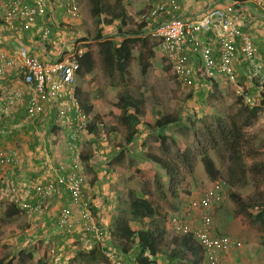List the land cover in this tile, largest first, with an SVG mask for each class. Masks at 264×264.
Here are the masks:
<instances>
[{
    "label": "trees",
    "instance_id": "trees-1",
    "mask_svg": "<svg viewBox=\"0 0 264 264\" xmlns=\"http://www.w3.org/2000/svg\"><path fill=\"white\" fill-rule=\"evenodd\" d=\"M88 2L90 4V14L94 18V32L91 38L94 40L93 43L96 44V51L103 72L111 79L117 72L121 75V79L126 82L131 75L129 66L130 61L134 58L133 49L136 48L137 65L140 74L145 75L152 66V60L156 53L155 47L158 44V41H152L148 33V26L150 25L148 18L143 13L138 19H133L128 14L121 0H88ZM51 11L44 14L42 23L36 22L28 30L19 31L22 34L23 41L27 42L26 34L29 33L31 35L29 37L31 43L39 41L46 44L48 40L55 42L59 40L55 31L61 29L62 25H65L67 31L81 32L73 42H70L68 50L62 53L72 52L75 47H78L80 40H87L86 34L88 30L84 22L71 21L63 24L59 21L60 19L55 21ZM170 15H176V13H159L157 17L158 20H161L163 16ZM43 24H46L49 28V33L45 39L42 38L40 30ZM112 24V31L109 32L111 34L105 32L104 28ZM79 47L83 48V52L77 55L79 68L76 72V77L91 73L95 67L94 50L91 44L86 43L84 47L81 45ZM166 67H170V64ZM207 79L210 82L208 85H210L209 88L212 90L211 93H213L218 88L217 80L214 78ZM202 80L204 83V79L201 76H197L193 82L202 83ZM123 86L125 89L119 92L115 107L119 111L118 119L128 128L125 134V143L132 142L135 136L144 130L143 132L149 135L141 140L142 148H145L146 140L144 139L152 136L158 151H142L143 159L151 163L150 166H134L132 165V160H130L132 175L139 180L144 188L140 193L134 188H125L126 196L124 198L121 195L123 193L121 186L117 187L119 191L116 194L118 197L116 199L117 204L114 203V211L110 215L109 224L103 228L108 242L120 254L126 253L131 249L130 255L133 256L135 264H209L204 253V247L192 234L171 232L168 235L165 224L166 213L160 209L158 204L147 197L149 191L146 184L148 185L149 181L152 180L159 195L167 201H171L182 192V185L186 176H193L196 157H199L210 180L220 178L230 189L244 187L249 182L254 183L255 186H259L262 180L264 183V158L258 159L256 157L259 153L258 151L264 150V140L257 146L252 140L248 143L243 132V129L251 126L264 111V81L258 79V81L253 82L252 87L244 86L247 88L244 92L250 94L252 89H258V94L252 103L244 100V93V95L242 93L238 94L239 106L234 114L226 117L215 115L213 120L201 119V127L196 126L194 121L190 120V126H193L194 141L196 142L195 148L191 143H186L164 131V128L180 121L179 114L167 111H161L160 114L159 109L156 108L159 115L152 121L151 116L145 109L144 93L141 92L138 95H134L125 87L128 86L126 83ZM248 88L251 89L248 90ZM76 92L82 109L90 112L92 104L83 100L79 86H76ZM55 119L56 117L51 119L49 117L45 123L46 127H49V133L51 134H56V130L59 128ZM15 122H20V120ZM138 124H142L143 128L139 130L137 128ZM1 125L5 128L4 123L1 122ZM96 126H98V123L94 120V117H91L86 131H94ZM183 126L191 129L186 122H184ZM151 128L156 130L155 133L151 132ZM40 129L42 130L41 127ZM25 132L27 131L25 130ZM15 136L16 133L0 135V145L5 146L4 143L7 139L12 141ZM47 137H49L48 133ZM30 141L31 143L33 142L32 139ZM113 143L119 145L117 141ZM245 143H248L247 151L243 148ZM32 146L35 147V143H32ZM121 148L115 155V159L118 161L122 159L124 154ZM210 149L217 151L219 159L224 163V168L216 164L209 153ZM247 155L253 158L250 163L246 161L245 156ZM20 166L13 167V170L16 172ZM92 166L91 162H86V171ZM3 177L2 175L1 178L3 179ZM3 185L0 181V189ZM30 194L32 196L35 195L33 187L30 190ZM256 194L249 196V198H244L236 190L232 189L229 192V196L236 206L234 216L240 218L244 228L252 227L257 230L259 232L258 243L264 245V191L258 190ZM61 195L66 196V193H61ZM28 198H30V195ZM32 200L34 201V197ZM23 214H25V210L12 200L4 210L3 216L5 220H11ZM19 236L22 238L23 234L19 233ZM73 236L71 233L54 235L51 239L57 243L54 246V250L57 251L59 248L68 249L67 246L60 245L62 241L67 238H73ZM0 238L2 239L1 236ZM59 241L61 242L58 244ZM38 245V241L34 242V250L38 248ZM78 249L79 251H76L74 258L83 255L94 258L96 253L99 254L96 245L91 246L85 252L80 250V248ZM30 251H23V249L18 248L15 255L5 258L1 257L0 264H12L15 259L20 261L31 259ZM40 252L36 264H45L42 261L44 254L41 249Z\"/></svg>",
    "mask_w": 264,
    "mask_h": 264
},
{
    "label": "rangeland",
    "instance_id": "rangeland-1",
    "mask_svg": "<svg viewBox=\"0 0 264 264\" xmlns=\"http://www.w3.org/2000/svg\"><path fill=\"white\" fill-rule=\"evenodd\" d=\"M76 1L78 4L79 16L75 22H84L88 30L86 34L87 40H80L78 46L81 45L84 47V44L90 43L95 56V67L93 71L76 77V84L81 88V96L88 100L91 99V101L97 105V107L93 108L90 113L98 123V126L95 127L94 131H86L84 134L78 135L76 138L78 149L73 154V157H75L76 164L85 175V180L87 179L89 181L90 178H93V182L96 183L100 180L98 182L100 186L98 192L95 191L94 194L91 195V188H89L86 197L91 201L93 216L100 225L104 227V221L99 217H101V214L104 212L105 214L109 213V215L113 213L114 203H116V199L118 198L116 194L119 192L117 187L119 188V186H121L123 192L121 195L124 198L126 196L125 188H134L138 193L144 188L139 180L132 175L130 160H132V165L134 166H145L147 162L143 159L142 151H158L152 136L148 139L147 137L144 139L146 140L145 148H142L140 143L141 140L149 135L143 132L144 130H142L141 133H138L132 142L125 143V134L128 128L118 119L119 111L115 107V101L117 100L119 92L125 89L123 86L124 83L128 85L125 87L132 94L138 95L141 92L144 93L145 109L151 116L152 121L159 115V113L161 114V111L176 112L179 114L180 121L164 128V131L186 143H191L194 148L196 147V142L194 141V135L192 133L193 126H190V120L194 121L196 126L201 127V119L213 120V116L215 115L226 117L234 114L239 106V100L237 97L240 93L238 90H240L239 88H243L245 91L247 88L244 87L246 84L244 83V80L239 81L238 78L237 84L240 86H235L227 79L218 78L217 81H219V86L216 91H213V93H211L212 90L209 88L210 85L206 84L207 82L209 83L207 78H204V83L192 82L181 84L177 81L171 66L166 67L169 65V62L165 56L162 55V50L157 49V58L152 60V66L145 75L140 74L135 59V52L137 51L135 48L133 49L134 58L130 61L129 66L131 75L127 78V81L125 82L122 80L121 75L117 72L113 79L109 78L100 66L99 56L96 51L97 47L96 44L93 43V38H91L94 32V18L90 14V4L88 0ZM121 1L125 5L128 14L133 19H138L141 14H145L152 3V0ZM58 14L64 15L62 11L61 13L59 11ZM60 22L66 24L65 21ZM65 28V25H62L61 29L55 31L56 37L60 39L57 40L58 42L56 43L59 46L61 40L71 42V40L76 39V37L81 34L79 31L75 33L67 31ZM112 28L113 24L105 27L104 30L109 33L112 31ZM149 35L151 36L150 33ZM29 37H31V35L29 33L26 34V38ZM151 39L157 42V39L154 36H151ZM40 47L41 49L43 48L42 46ZM48 49L49 47L47 50ZM64 50H68V48ZM191 56H194L192 52ZM191 60L192 62L196 61V59L192 58ZM249 86L252 87L253 85ZM250 89L251 88H248V90ZM244 93L251 99V102H254V99L258 94V89H252L250 94L246 92ZM244 100H246L245 97ZM17 108L18 107L13 108L12 111H16ZM156 108L159 109V113ZM184 122H186L191 129L183 126ZM62 128L66 130H63L62 136L60 138L56 137V139L60 142L62 141L60 147L63 149V147L67 145L70 130L65 126H62ZM137 128L140 130L143 128V125L138 124ZM155 131L156 130L151 128L152 133H155ZM65 132L66 141L64 142L63 139L65 138ZM243 132L248 143H250V140H252L256 146L262 143L264 140V111L251 126L245 127ZM46 138L49 137L46 136ZM17 140L23 142L21 138ZM114 141H117L119 145H115V143H113ZM24 142L26 141L24 140ZM14 143L17 144L18 142L16 141ZM248 143H245L243 147L245 151L248 150ZM18 147H21V143ZM120 148L123 149L124 154L122 159L118 161L115 159V155ZM40 150H43V148L41 147ZM258 152L259 153L256 157L258 159L264 158V150ZM209 153L214 158L216 164L221 168H224V163L219 159L217 151L210 149ZM26 156L27 155H23L24 158H26ZM65 156L66 153L62 152V154L58 156V161H63ZM245 157L248 163L253 160L250 155ZM24 158L23 165L21 163V167L16 170V172L10 168H4V170L0 169V181L4 184L0 189V236L2 237V239L0 238V258L15 255L18 248H21L23 251L31 250V259H26L24 261L15 259L12 264H36L41 249L44 254L42 261H44L45 264H107L106 260L103 259L104 257L101 255L100 250L99 254L96 253L94 258H91L88 255L74 258L76 251H79L78 248L85 252L86 250H89L91 246L95 245L91 242L88 235L79 228L73 227L71 231V235H74L73 238H67L62 241L60 246H67L68 249L63 250V248H59L57 251L54 250V246L57 243L49 239L54 237V235L62 234V231L59 230L58 227L56 228L57 223L55 225V222L58 220L60 208L64 206L66 202H59L60 204L55 203L57 207L53 205L54 209L49 211L47 217L44 219H40V215L36 216V214L31 217L27 214H23L14 219L5 220L3 216L4 210L7 208L10 201H14L15 198H17L19 205L32 201L27 200L30 199L28 198L29 195L30 197L32 196L29 191L34 187L36 182L27 181V170L25 169V166L28 164V161ZM86 162H91L93 165L92 167H89L88 171H86L85 167ZM147 166H149V164H147ZM2 175L4 176L3 179L1 178ZM22 177L26 178L23 179ZM210 181L211 180L207 177L199 157H196L193 176H186L182 185V192L178 197L171 201H167L159 195L155 183L152 180L149 181L148 185L146 184L149 191L147 197L154 203L158 204L160 209L166 213L165 221L167 223V218H169V216L177 215L181 219L196 225L199 222L197 200L206 187L210 185ZM12 183L17 191L15 195L11 190V187H13ZM113 187L116 189L114 190ZM232 189L239 192L244 198H249V196H253V194L257 195L256 192L258 190L264 191V183L262 180L259 186H255L254 183L249 182V184L244 187ZM232 189L224 185V197L215 208L212 227L213 231L216 233H223L238 239L240 241V246L230 248L228 251L224 252L221 255V262L222 264H264V245L258 243L259 232L252 227L244 228L240 218L234 216L236 206L229 196V192ZM105 195H109V197L106 198ZM104 199L108 200V202L105 203ZM97 200L100 202H97ZM104 206H109L107 207L108 210L104 211ZM79 216L80 211L78 209L75 211V214L74 212L72 213L70 223L76 224ZM19 233L23 234L22 238H20ZM44 240H48L50 243L47 244L48 249L40 243ZM37 241L39 245L38 248L34 250L33 244ZM60 242L61 241H59L58 244ZM121 258L123 261L126 260L122 254Z\"/></svg>",
    "mask_w": 264,
    "mask_h": 264
},
{
    "label": "built area",
    "instance_id": "built-area-1",
    "mask_svg": "<svg viewBox=\"0 0 264 264\" xmlns=\"http://www.w3.org/2000/svg\"><path fill=\"white\" fill-rule=\"evenodd\" d=\"M240 0H228L207 6L197 16L182 19L178 15H170L157 19L159 13H173L177 10L175 0H153L144 16L149 20L148 33L154 36L163 55L169 62L173 73L181 84L192 83L197 76L203 78H222L237 84L234 58L240 56L259 74L264 81V62L258 58V48L252 38L237 24L234 17V5ZM256 7L264 11V0H251ZM2 21L15 31H26L36 22H41L45 13L58 7L63 14L73 20L78 18L76 0H2ZM214 28L218 31L219 53L215 55L213 46L204 33ZM41 36L47 38L49 28L41 25ZM186 43H189V46ZM187 48V49H186ZM189 50L196 56V61L189 60ZM83 52L82 47H75L67 53L49 61H41L24 46H16L12 50L0 47V76L14 72L25 87L6 89L0 96V135L6 133L1 125L5 108L13 107L19 98L27 94L26 115L31 122H36L46 115L44 100L58 101L56 122L67 125L70 130L67 140L68 151L73 154L78 149L76 138L87 130L90 114L82 109L76 92V72L79 68L77 55ZM238 92L244 93L243 88ZM245 94V93H244ZM243 94V95H244ZM245 101L252 103L244 95ZM64 100L74 110V116L66 117V108L61 105ZM20 154L16 148L0 145V169L18 167ZM73 158L71 167L66 173H58L54 180L46 184L34 185V201L20 205L30 217L41 213L45 208V199L50 195L66 193V204L59 210L56 228L62 233L70 234L73 227L85 232L92 243L101 251L108 264H123L121 254L110 245L103 227L93 216L91 202L85 199L83 185L85 176ZM61 170L64 167H60ZM224 181L216 178L210 181L197 200L199 222L196 225L181 219L177 215L168 218L170 228L175 233L192 234L204 247L209 264H222L221 255L230 248L240 246V241L226 234L213 231L212 222L216 206L224 197ZM11 190L16 194L15 187ZM17 197V196H16ZM14 202L18 204V199ZM79 209L80 216L76 224L70 223L72 213ZM57 229V230H58ZM42 244H48L47 240ZM52 251V250H51Z\"/></svg>",
    "mask_w": 264,
    "mask_h": 264
},
{
    "label": "crops",
    "instance_id": "crops-1",
    "mask_svg": "<svg viewBox=\"0 0 264 264\" xmlns=\"http://www.w3.org/2000/svg\"><path fill=\"white\" fill-rule=\"evenodd\" d=\"M175 1L177 4V10L175 11L176 15H178L182 19H186V18L197 16L200 12H202L209 5L225 3L228 0H175ZM1 2L2 0L0 1V47H2L3 49L12 50L16 46H20V45L24 47L26 46V48L30 50V52L36 57H38L39 59L49 61L50 59L58 57V55L61 52L65 51L64 49H67L69 47V44H71L70 42H65L62 40L59 42L60 46L56 44L58 41L52 42L48 40V42L46 43L47 45L43 43H39V42L31 43L30 38H27L28 39L27 42L23 41L22 34L19 33V31L12 30L8 26H6V24L2 21ZM233 8L235 11L234 17H235V20L238 26L252 38V40L254 41V43L256 44L258 48V58L264 62V11L256 7L251 0H240L234 5ZM59 11L60 9L58 7L52 8L51 13L53 14V17L55 18V21L58 19H60L59 21H65L66 23L75 21L67 16L58 14ZM204 35L206 36V38L210 41L211 45L213 46L214 54L218 55L219 53L218 31L212 28L206 31ZM71 42H73V40H71ZM187 45L189 46V43H186V47ZM40 46H42L43 48L41 49ZM48 47L49 49L47 50ZM156 49L161 50L160 47H158V44H157V47H155V50ZM187 51L189 53V50H186V53ZM136 53L137 51L135 52V56H136ZM156 53H158V51ZM156 53H155L154 59L157 58ZM189 54L190 55L188 56L190 60L191 58L196 59L195 56H191V52ZM234 68H235V73H236L238 80L240 81L244 80V83H246L244 86L246 87H248L249 85H253L254 81L256 80L258 81V79L260 80L259 74H256L255 72H253L249 64L246 61H244V59L241 58L240 56H236L234 58ZM19 81L20 80L18 79V77L15 76L14 72L6 73L0 76V96H2L4 92L6 91V89L11 86H13L14 88L25 87V85L20 84ZM202 83H203V80H202ZM209 83H206V84L208 85ZM216 83H217V86H219L218 84L219 81H217ZM27 98L28 96L26 93L24 95L22 94V96L19 98V100L15 103L13 107L11 106L9 108H5L4 110V113H3L4 118H3L2 123H4L5 128H8L6 130V134L16 133V136L14 137L12 141L7 139V141L5 142V147L16 148L19 150L20 165L21 163L23 165V162H24L23 155H27L26 158H24L28 161V164L25 166V169L27 170L26 171L27 181H31V180L35 181L36 183L34 185L38 183L46 184L54 180L55 176L58 173H66V171L71 167V162L73 161V158L75 159V157H73V152L68 151L67 145L64 146L62 149L60 147L62 141L60 142L58 141V139H56V137L60 138L62 136L63 130L64 131L66 130L62 128V126L66 127L67 125L61 124L60 121L59 122L57 121L56 125H58L59 128L57 127L58 129L56 130V134H51L49 133V127L47 128L45 124L46 120H48L49 117L50 119L53 117L54 118L56 117L57 107L60 105V102L53 101V100L52 101L44 100V104L47 107L46 115L42 119L37 120L36 122H31L27 118V115H26ZM83 100H86L88 101V103H91L92 109L97 107V105H95V103H93L91 99L88 100L87 98L83 97ZM61 103H63L61 105H64L66 108V117L69 119L70 117L72 118L74 116V110L70 107L69 102L64 100V102L61 101ZM15 107H18V108L16 111L13 112L12 110ZM90 112H87V113L90 114L91 116ZM18 120H20V122H15ZM12 122H13V125H12ZM40 127L42 128V130L40 129ZM24 129L28 132L31 138L28 136L27 132H25ZM47 133L49 135V138H46ZM64 136L65 138L63 139V141L65 142L66 132ZM19 138H21L23 142L18 141L17 139ZM30 139H32L33 141L32 143H35V147L32 146ZM24 140L26 142H24ZM16 141L18 142L17 144L14 143ZM20 143H21V147H18ZM41 147L43 148V150H40ZM62 152L66 153V156L64 157L63 161L59 162L58 156L62 154ZM21 156H22V159H21ZM145 162H147V164H149L150 166L151 163H148V161H145ZM147 164L145 166H147ZM61 166L64 167L63 170L60 169ZM110 177H111V174H110ZM22 178L24 179L26 177H22ZM98 182L97 183L93 182V178H90L89 181L86 179V182L84 183V197L86 198V200H88L86 196L88 195L89 188H91L90 190L91 195H93L95 191L98 192L99 187H100ZM12 186L14 187L13 183H12ZM115 189L116 188H114V190ZM105 197L108 198L109 195H105ZM32 198L33 196H31L30 199H28L27 201H31ZM97 198H100V197H97ZM59 202L65 203L66 196L65 195H59V196L50 195L48 198L45 199V204L47 205L46 208L41 213L36 214V216L40 215V219L46 218L48 212L54 209L53 205L57 207L55 203L60 204ZM97 202H100V201L97 200ZM104 202L106 203L108 202V200H105ZM104 207L105 208H103V210L105 211V210H108L107 207L109 206H104ZM74 214H75V210H74ZM101 215L103 219L101 217L99 218L102 221H104L103 225L104 227H106V225L109 224V221L111 219V216H110L111 214L110 215L109 213L105 214L104 212ZM167 221H168V218H167ZM165 224L167 228L166 232L169 235L171 234L170 232H172V229L170 228L169 223H167L166 221H165ZM139 226H141V224H139ZM130 253H131V249H129L128 252L126 253H122V255H124V258H126V260L123 261V264H135L134 258L133 256L130 255Z\"/></svg>",
    "mask_w": 264,
    "mask_h": 264
},
{
    "label": "clouds",
    "instance_id": "clouds-1",
    "mask_svg": "<svg viewBox=\"0 0 264 264\" xmlns=\"http://www.w3.org/2000/svg\"><path fill=\"white\" fill-rule=\"evenodd\" d=\"M85 176V175H84ZM85 182H86V180H85ZM103 227V226H102ZM104 228V227H103ZM172 232H173V230H172ZM173 233H175V232H173ZM48 241V240H47ZM41 244H42V242H40ZM48 244H50L49 242H48ZM44 245V244H43ZM44 246H46V249H48V247H47V244L46 245H44ZM98 250H100L99 248H98ZM101 252V251H100ZM101 255H102V253H101ZM103 256V255H102ZM105 259V258H104ZM106 260V259H105ZM107 262V261H106ZM108 264V263H107Z\"/></svg>",
    "mask_w": 264,
    "mask_h": 264
}]
</instances>
